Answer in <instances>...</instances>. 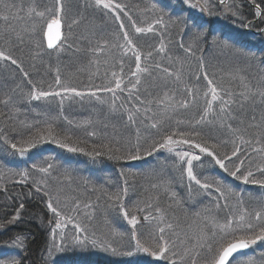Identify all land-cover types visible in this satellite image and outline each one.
I'll return each mask as SVG.
<instances>
[{
    "label": "snow or ice",
    "instance_id": "6c2138e0",
    "mask_svg": "<svg viewBox=\"0 0 264 264\" xmlns=\"http://www.w3.org/2000/svg\"><path fill=\"white\" fill-rule=\"evenodd\" d=\"M219 3L228 6V0H219ZM252 4L255 8V15L261 17L264 14V9L261 7L264 0L260 3L252 0ZM190 7L196 8L197 5L191 4ZM5 8L9 6L5 5ZM82 8L84 11H73L68 0H51V3L43 5L30 3L27 7L22 6L15 14L10 9L8 14L0 13V21L6 25L0 33V39L3 40L4 45L0 47V61L14 65L22 73L29 88L24 96L28 102L58 100L62 106L65 99L79 98L82 101L87 96L89 99L103 103L102 97L97 95V92H103L111 94V110L117 111L116 101L119 99L117 93L128 92L129 97L135 99L139 105L124 109L127 113L128 125H136L135 139L116 140L113 138L107 143L100 144L99 147L93 145L92 151L87 155L135 161L141 159L142 152L150 156L164 149L172 155L173 166L178 169L181 177L186 178L190 192L195 185L196 191L209 197L216 209H229L224 212L222 218L209 215L203 218L202 225L193 227L189 224L185 229L179 223L170 222L167 218L168 209L160 206L158 202H138L131 210L121 203L119 211L122 218L130 225L131 237L135 240L137 250L150 253L159 260L167 261L168 264H241V257L237 256V253H243L244 250L258 242H264V206L251 212L246 208L233 210L228 201L236 194L219 181H209L207 177L198 178L194 167L201 165H194V162H200L203 156L210 157L215 165H218L224 172L230 173L236 180L264 188V143H262L264 117L261 118L259 124L248 123L242 118L245 116V108H252L256 105L257 98L260 99V107L264 108V82L244 83L241 80L242 90L235 91L226 87L222 79L216 78L215 73L211 71V66L207 65L201 56L199 57L201 75L196 76L195 79L196 81L203 79L206 90L198 92L195 87H190L185 83L183 98L178 99L172 93V85L183 82V73L179 69L170 70L171 65L177 61L168 54V44L164 39L167 22L163 16L155 17L147 26H138L137 20L133 19L130 14L129 5L121 0H83ZM89 8L98 11L101 19L106 23L110 21L114 24L115 30L105 36L98 35V31H103L102 29L87 27L88 17L85 12ZM206 10L207 5L201 6V11ZM233 15H236V12H233ZM13 20L22 23V26L20 28L13 26ZM81 26H85V31L77 37L75 29ZM148 33H152L159 43L145 52L139 46L137 34L146 35ZM77 40L91 45L90 50L93 56L102 55L106 63L116 62L119 72L113 71L112 78L107 84L97 87L95 91H78L62 80L59 67L55 69L54 84H49L47 88L43 87L41 82L34 83L32 79H29V72L22 67L26 59L29 62L42 60L45 53L52 55L48 50H54L57 56L66 50L80 52L79 47L74 48ZM199 41L200 34L196 33L193 35V42L187 47L182 42L177 44V47L186 56L196 57L199 49L195 45H198ZM154 52L163 60L169 61V65L164 66L162 63L155 62ZM126 60L130 61L127 80H125L124 71ZM96 63H99V60ZM31 67L36 69V63H31ZM11 99V96H7L0 100V104L8 105ZM120 107L123 108V103ZM153 108L156 111H153ZM181 110H195L197 115L187 121L176 120L172 125L173 114ZM5 116V113L0 112V117ZM248 118L252 121L256 120L255 115H249ZM68 123L70 124L71 121ZM26 127L29 130L32 128V126ZM254 127L260 129L259 133L249 136V129ZM213 130L222 134L226 133L228 138L220 139L218 136L211 135ZM12 131L15 132L16 129L13 127ZM45 131L47 136L43 135L39 128L34 133L29 131L27 135L20 132L18 135L21 138L17 142H12L8 139L5 128H0V137L20 157L25 156L29 148L46 139H51L71 152H84V148H70L67 143L56 139L51 124L47 125ZM86 134L91 137L97 136L96 131H88ZM246 136L249 138L245 139ZM65 139H71V137H65ZM18 144L21 146L18 147ZM229 145H231L230 151L227 150ZM257 145L260 146L257 147ZM33 167L36 166L33 165ZM51 168L53 165L48 164L47 167H41L38 171L48 173ZM126 175L128 173L121 172V176ZM24 176L26 179L27 173ZM124 184L121 191L114 193L109 199L120 201L122 197L127 196L129 190L127 180ZM41 190L43 189H37V191ZM43 191L44 196H49L47 190ZM236 200L237 204L242 203L238 196ZM72 203V211L79 213L80 203L75 199ZM140 203H144L146 208L141 207ZM83 207L91 210L85 213L91 220L92 212L95 211L93 205L85 202ZM19 208L23 209L24 205L21 203ZM47 208L52 213L50 224L54 225L51 229L54 239L55 230L65 228L69 224L73 225L74 232H88V228L81 227V223H73L75 217L64 211L58 197H50L47 201ZM138 212L143 215L138 216ZM197 216L199 218V214ZM19 217L20 212H15L9 223L16 222ZM142 221L155 222L154 230L147 234L144 243L137 238V226L143 227ZM61 238L62 243L59 247L63 244V233H61ZM16 240L19 242L21 238L17 237ZM87 240V235L83 239L73 235L71 243L83 246ZM90 243L94 247H103L105 251L116 252L111 244L101 242L98 245L96 239H92ZM53 247L58 246L54 244ZM9 264H19V261L13 259L9 261ZM242 264H255V262L251 259H244Z\"/></svg>",
    "mask_w": 264,
    "mask_h": 264
},
{
    "label": "trees",
    "instance_id": "16d2710c",
    "mask_svg": "<svg viewBox=\"0 0 264 264\" xmlns=\"http://www.w3.org/2000/svg\"><path fill=\"white\" fill-rule=\"evenodd\" d=\"M124 1L133 5L130 8L131 10L135 7L139 12L146 11L150 13L149 10L153 9L154 15L156 13L160 14V12L166 15L163 16L167 22L164 39L165 43L168 44V54L177 61L171 65L170 70L179 69L183 73V82L178 85H172V93L178 99L183 98L182 94L185 83L190 87H195L198 92L206 90L203 79L200 81H196L195 79L196 76L201 75L199 61V57L201 56L204 58V62L211 66V71L215 73L216 78L222 79L226 87L235 91L242 90L241 80L244 83L259 84L264 82L263 36L248 35V31L245 28L246 26H249L253 30L264 28V14L261 17L255 15L252 0H229L231 6L236 5L238 7L236 11L240 16H206L205 18L190 16L189 14L188 16H184V12L182 14L179 12L176 13L177 15L174 14L175 10H172V6L175 5L172 0ZM194 1L199 2V4L202 3L201 6L207 5V7L211 8V11L213 9L216 10L215 6L218 5V0ZM256 2L260 3L261 0H256ZM150 7L151 9H149ZM261 7L264 9V4ZM206 11H209V9L207 8ZM134 19L139 20L137 16ZM95 25L103 26L104 24L95 21ZM237 26L241 27V29L235 28ZM196 33L200 34L199 44L195 45L199 51H197L196 57L186 56L177 47V44L182 42L187 47L193 42V35ZM138 38L139 46L145 52L159 43V40L153 35L148 37L138 35ZM80 47V52H73L74 57L65 61L67 65L63 70H66L67 75L69 74L70 82L74 87L75 85L87 87L89 82L92 85L89 75L92 68H95L93 66L94 60H92L93 56L90 55L91 45L86 48V45L82 44ZM153 56L155 62L162 63L164 66L169 65V61L163 60L155 52ZM42 62L39 66H36V68H39L33 71L30 70L29 66H25L26 68L22 67L32 73L36 70L37 73H31L32 75L30 74L31 77L29 79H32L34 83L39 81L43 85L49 80L53 64L44 59ZM15 71V79L11 82H8L6 77H0L2 80H6L0 85V88L1 86L6 88L4 92L0 93V100L7 98V96H11L12 98L8 105L0 104V112L6 114L5 117H0V128H5L8 139L12 140V142H17L21 138L18 133L24 132L27 135L29 131L34 133L37 128L43 132V135L47 136L45 129L48 124H51L54 129L53 135L56 139H59L62 143H67L70 148H84V152H77L83 154L85 157L94 159L99 168L91 170V166H89L90 168L82 164L74 166L72 163H69L70 160H66L62 166L60 165L58 171L53 173L52 178H44L45 176L43 178L37 176L30 178L29 176V179L27 178L26 180V186H22L15 184L14 180L16 178L13 179L10 176V174L17 173V171L9 169L7 168L8 166H3L0 163V172L2 171V174H9L13 179L2 180L0 178V249H3L0 255L3 253L7 254L8 251L12 252L7 256L2 255L0 264H9V261L13 259L19 261V264H137L135 257L133 260V256L131 255L132 248L129 246L130 231L114 219L113 206L115 207V204H118L121 200L109 199L110 196L120 192L125 186L122 185L121 179H125L128 182L127 186L129 190L127 196H125V200L129 210L135 207L138 202H153L156 197L160 196L163 201L159 204L168 209L167 218L169 221L174 224L179 223L182 228L186 229L189 224L193 225V227L202 225L203 218L209 215H215L218 218L223 217L226 210H213L211 199L203 193L200 195L192 194L191 197L193 198L190 197V199L186 194L190 192H186L180 185V182L175 180L177 175L172 169L159 180L154 177L155 170L159 166L168 163L165 160L162 161L163 157L161 156L158 164H153L151 158L159 150L150 156L144 155L142 152L141 159L135 161L114 160L109 159L107 156L87 155L88 152L92 151L93 145L99 147L100 144L107 143L113 138L116 140H121L122 138L135 139L134 132L136 125H127L128 123L124 119H121L120 116L118 117L114 114L109 121L105 116L102 117L103 112L98 113V111H95L96 116L93 125L90 126V122H88V125L84 127L78 124L79 120L84 119L88 114H94L93 112H84V110L73 112V110L64 109L62 112H59L61 115L55 114L56 117L55 115L53 117V114L41 113L38 118H31L28 110L25 109V106L18 97L20 92L17 89L23 85L24 81L19 79L18 73ZM92 75L94 76V71ZM11 85L12 89L10 88ZM21 88L23 89V86ZM141 99H143V96H141ZM134 103L137 105L136 101ZM260 103V99L257 98L256 105L252 108L246 107L245 116L242 118L248 123L259 124L261 118L264 117V108L260 107ZM153 111H156V109L153 108ZM194 115H197L195 110H181L179 113L173 114L171 124L174 125L176 120L187 121ZM249 115H255L256 120H250L248 118ZM101 120L105 121L106 125H102ZM68 121H71V123L69 124ZM26 126H32V128L29 130ZM13 127L16 129L15 132L12 131ZM88 131H96L97 136H88L86 134ZM141 131L143 133V129ZM259 131V128H251L249 129V136L256 135ZM144 134L147 135V133ZM211 135L218 136L220 139L228 138L226 133L222 134L216 130H213ZM249 136H246L245 139H248ZM65 137H71V139H65ZM0 139L4 142L2 137ZM42 142L54 143L51 139H46L36 145L39 146ZM262 143H264V140H262ZM4 144L10 148L5 142ZM20 146L18 144V147ZM259 146L257 145V147ZM24 147H27V145H24ZM227 150H231V145H229ZM248 151L250 152L251 149L249 148ZM121 172L128 173V175L121 176ZM202 176V178L207 177L209 181H219L240 198L241 204H237L236 196L230 198L228 203L233 204V201H235L232 209L234 206H239L238 209L242 206L241 208H246L251 212L259 210L264 206V188H261L259 185L244 184L242 181H238L232 177L230 173L223 170L218 171V169L212 171L204 170ZM169 180L172 181L170 185L166 184ZM160 186H166L167 188H160ZM38 188L47 190L49 196H44L43 190L37 191ZM213 195H215L214 192ZM249 196H252V201H249ZM50 197H58L64 205L67 204V207L73 206L72 201L75 199L80 203L82 210L84 209L83 205L85 202L91 203L95 211L93 212L94 217L91 218L90 222L82 221L83 218L81 219L82 215L80 216V214H74L75 221L80 222L81 225L84 222L85 227L92 229L94 232L108 233L111 236L112 243L118 247L116 252L118 259L113 261V259L82 258L75 257L77 256L75 254H69L67 257L64 256L57 259L53 258L52 252L49 250V243L52 239L51 229L54 228V225L50 224L52 213L47 208V201ZM178 200L182 202V208L178 207ZM188 200H191V205H189ZM21 203L24 205L23 209L19 208ZM140 206L146 208L144 203H140ZM67 210L65 212L70 215L71 209L67 208ZM17 211L20 212L19 219L14 223H9L13 214ZM197 214H199V218ZM137 215L142 216L143 213L138 212ZM142 224L144 225L143 227L137 226V238H140L141 243H144L147 234L154 230L155 222L142 221ZM149 224L152 226L149 227ZM58 233L59 230L56 231L55 236ZM63 233L65 236L69 234L68 231H64ZM17 237L21 238L19 242L16 240ZM65 243H67L66 240ZM251 251L254 250L250 249L248 253H245L246 258H251L253 254ZM255 255L251 260L255 264H264V254L255 252Z\"/></svg>",
    "mask_w": 264,
    "mask_h": 264
},
{
    "label": "rangeland",
    "instance_id": "374dc122",
    "mask_svg": "<svg viewBox=\"0 0 264 264\" xmlns=\"http://www.w3.org/2000/svg\"><path fill=\"white\" fill-rule=\"evenodd\" d=\"M121 2L129 5V11H130V14H132V16H133V19L136 16L138 17V19H139V20H137L138 26H147L148 23H150L151 21H153L155 19L154 16H166L165 14L161 13L160 11H159L160 14L156 13L154 15L153 9H151V7L149 8L152 10V11L149 10L150 13H148L146 11L145 12H139L138 10L135 9V7L132 8V10H131L130 8L133 6L131 3L129 4L124 0H121ZM172 2L178 8V11H177V8L175 6H172L173 7L172 10H175L174 14H176L178 12L182 14V12H184V14H185L184 16H188V14H189L190 16H199L201 18H205L206 16H240V14L236 11L238 9V7L236 5L231 6V2H229V0H228V6L227 7L223 4H220L219 0H218V5L215 6V8L218 12L215 9H213V11H211V8H209V7H207L209 9V11H201V4L202 3L199 4V2H196L194 0H172ZM30 3L43 5L44 3H51V0H0V13L8 14L9 9H10L11 12L13 14H15V13L19 12V10L22 6L27 7ZM68 3L71 6L73 11H77V10L84 11V9L82 8L83 0H68ZM191 4H196L197 7L191 8L190 7ZM5 5H8L9 8H5ZM13 5L15 7H12ZM229 9H231V10H229ZM233 12H236V15H233ZM85 15L88 17L87 27L95 28L97 30H100V29L103 30V31H98V35H108L110 32L115 30V25L112 24L110 21H108L106 23L105 20L101 19L100 13L98 11H93L92 9L89 8L85 12ZM95 21H99L100 23L102 22L104 25L103 26L102 25H95ZM12 24H13V26H15L17 28H20L22 26V23L17 22L15 20L12 21ZM5 27H6L5 23L3 21H0V33L3 32ZM235 28H237L238 30H239V28L241 29V27H238V26ZM245 28L248 31V35L249 34H252V35L254 34L255 36L261 35V36H263L262 39L264 41V28L259 29V30H253L249 26L248 27L246 26ZM84 31H85V26H81V27L75 29V34L78 37ZM137 35H139V36L142 35V36L148 37L150 35L152 36L153 34L148 33L146 35H144V34H137ZM82 44L86 45V48L90 47V45L87 42L82 41V40H77V43L74 45V48L79 47L81 49L80 46H82ZM0 47H4L2 39H0ZM48 52H51L52 55H48L47 53H45L43 55L42 60H37V61H33V62H29L26 59L27 62L25 60V62L22 66H24V67L29 66L31 68L30 70L33 71L34 69L31 67V65H30L31 63H36V66L37 65L39 66L41 63H43L42 62L43 59L48 60V62H51L53 64V68L51 70V75L48 78L49 80L45 84H43L42 86L47 88V86L49 84H54L55 69H56V67H59L61 69L62 80H64L70 86L74 87V85L71 84V82H70L71 79L69 77V74L67 75L66 70H63L64 67H66V65H67L65 61H68L69 59H72L74 57L73 56L74 51H67L66 50L64 53L60 54L59 56H57L55 54L54 50H52V51L48 50ZM90 55L93 56V54L91 53V50H90ZM92 60H94L93 66H95V68H92L90 75H89L91 77L90 81L92 82V85H90V82L88 84V81L86 80V83L88 84L87 87L84 85H81V86L75 85V88L78 91H85V92L95 91L97 87H103L105 84L108 83V81L112 78L111 73L113 71L119 72V68H118L116 62L109 61L108 63H106L105 58L102 55L101 56H93ZM95 60L96 61L99 60V63H96ZM129 63H130V61L126 60L125 70H124L125 71V80H127L128 64ZM37 68H39V67H37ZM15 70H17V69L14 65H10V63L0 61V77H2V78L6 77L8 82L9 81L11 82L12 80L15 79V76H14ZM93 71H94V76L92 75ZM15 72L18 73L19 79L21 81H24L23 85H22L23 89L21 88L22 86L17 89V91L20 92V95H18V97L22 101V104L25 106V109L28 110V114L30 115L31 118L32 117L38 118L39 114H41V113L53 114V117H54L55 114L61 115L59 112H62V110H64V109L69 110L70 109V110H73V112L76 110L78 112L81 110H84V112L90 111L91 113L92 112L94 113L95 111H98V113L103 112L104 114L102 117L105 116V118L109 119V121H110V118L113 117L112 115L116 114V116H118V117L120 116L121 119H124L126 121V123H128L126 120L127 113L124 112V109H130L134 106H137L134 103L135 99L130 98L128 92H123V93L118 92L117 93L119 96V99L116 101L117 111L111 110V104H112L111 94L110 93H103V92H97V95L102 97V100L104 101L103 103H101L100 101L94 100V99H89L87 96H85V98L82 101L79 98L65 99V102L62 106L59 104L58 100H50L48 102H45V101L28 102L24 99V96L28 93L29 88L25 82V79L22 76V73L19 70L15 71ZM31 73L32 72H29V78L31 77V75L33 73L35 74L37 72L35 70V72H33L32 74ZM5 81H6L5 79L2 80L0 78V85H1V83L3 84ZM3 87L4 86H1L0 93L4 92V90H6V88H3ZM10 88L12 89V85L10 86ZM66 95H70V94H66ZM121 103H123V108L120 107ZM95 116H96L95 113L92 115L88 114L84 117V119L79 120L78 124H80L81 126L84 127V126L88 125L87 124L88 122H90V126H91V125H93V123L95 121L94 120ZM55 117H56V115H55ZM102 117H101V119L104 120ZM101 124L104 125L105 121H102ZM85 128H88V127H85ZM36 146L29 148L28 151L26 152L25 156L20 157L17 153H15V150H12L11 148L6 147L4 142L0 139V163L3 166H8L7 168H9V169L17 171V173L16 172L13 173L15 175L10 174V176H12L13 179L16 178L14 180L15 184L26 186V184H27L26 180L29 176H30V178L33 176H37L39 178H43V176H45L44 178H48V179L52 178L53 173H56V171H58V169L60 168V165L62 166L64 161H66V160H70L69 163H72L74 166H76L77 164L80 166V164H82L88 168H90L89 166H91V168H90L91 170H97L99 168L94 159L85 157L83 154H81L79 152H71L67 148H62L60 145H57L54 143L42 142L39 144V146H37V147ZM161 156L163 157L162 161L165 160L168 163L159 166L157 168V170L154 169L155 170L154 177L159 180V179L163 178V175H165V173H167L170 169H172L173 172L177 175L175 177V180H178L180 182V185L186 190V192H190L188 187H187L186 178L181 177L178 169L173 166L174 160H173L172 155L170 153H168L164 149H160L157 152V154L153 155L151 158L152 159L151 161L153 162V164L157 165L158 160ZM81 158H84V159H81ZM48 164L53 165V168L49 169L48 173H41L38 171L39 168L47 167ZM197 164L201 165L200 167H194V171L197 172L198 178L203 177L202 174H203L204 170H210V171L217 170V169H218V171L222 170L219 168L218 165H215V163L212 161V159L210 157H207V156H203L202 160L200 162H194V165H197ZM33 165H35L36 167H33ZM25 173H27L26 179L24 176ZM10 176L7 173H3V174L1 173L0 174V178L2 180L3 179L4 180H8V179L13 180ZM124 181H125V179H121L122 185H125ZM170 182H172V181L169 180V181H167L166 184L170 185ZM160 188L166 189L167 187L166 186H160ZM167 192H169V191H167ZM186 194L190 198L192 196V194L200 195L201 193H198L196 191V186L193 185V190L189 194L188 193H186ZM122 198L123 199H121V201L118 204H115V207L113 206V214L115 215L114 219H115V221H118L120 224H122L124 227H126L130 231V225H128L127 221L122 218L121 213L119 211V205L121 203L124 205V207H126V208L128 207L126 200H125V196ZM191 198H193V197H191ZM251 198H252V196L248 197L249 201L253 200V198L252 199ZM161 201H163V199L159 196V197H156L153 202L161 203ZM188 202H189V205L192 204L191 200H188ZM221 202L223 203V201H221ZM178 203H179L178 207L182 208V202H180V200H178ZM234 203H235V201H233V204ZM233 204H230V205L232 206ZM61 206L64 207V211H68L67 208L71 209V214L73 213L72 214L73 216H74V214H80V216L82 215V217H81V219L83 218L82 221L90 222V220L87 218L85 213H88L91 210L85 209V208L82 210V208L80 207L81 211L79 213H77V212L72 211L73 206L67 207V204L64 205V203H62V202H61ZM238 207L239 206H234L233 210H238ZM212 208H213V210L216 209L214 207V204H213ZM224 210L227 211L229 209H224ZM93 217H94V214L92 212V218ZM73 223H80V222L75 221ZM81 227H85L84 222L82 223ZM58 230H59L58 235L55 236V239H54L53 234H52V239L49 243V250L52 252V257L55 259L60 258V257H64V256L67 257V256H69V254H75V255H77L75 257H82V258H89L90 257V258H96V259L102 258V259H107V260L113 259V261L118 259V256L116 253L118 250V247L112 243L113 241L111 239V236L106 232H101V233L94 232L90 228L88 229V232H86V233H80L79 231L74 232L72 224H69V225H67V227L62 228V229H56L55 231H58ZM64 231L65 232L68 231L69 234L65 236V234L63 233ZM61 233H63V235H64V240H63L62 247H59V246H61V243H62ZM130 234H131V231H130ZM73 235H75L79 239H83V237L85 235H87L88 240L84 242L83 246L76 245V244L71 243V239H72ZM92 239H96L98 241V245L101 242L111 244L112 247L116 249V252L113 253L111 251H105L104 248L100 247V246H95V247L92 246L90 243ZM65 240L67 241V243H65ZM54 244L57 245L58 247H53ZM129 244H130L129 246H131V248H132L131 255L133 256V260L135 257L137 264H168L167 261L159 260L157 257L152 256L150 253L138 251L135 240L132 239L131 236L129 237ZM250 249L254 250V251H251V252H253L251 258L256 256L255 252L260 253V254H262V253L264 254V242H258L256 245H253L252 247H250ZM250 249H249V251H250ZM2 251H3V249H0V253ZM11 253L12 252H9V251L7 254L3 253L0 255V258L3 257L2 255L7 256L8 254H11ZM245 256H246V254H243V256L241 255V257H243V259H241V264H242L244 259H251V258H246ZM49 258H50V256H49Z\"/></svg>",
    "mask_w": 264,
    "mask_h": 264
},
{
    "label": "water",
    "instance_id": "95a60500",
    "mask_svg": "<svg viewBox=\"0 0 264 264\" xmlns=\"http://www.w3.org/2000/svg\"><path fill=\"white\" fill-rule=\"evenodd\" d=\"M52 51V50H51ZM250 249V248H249ZM249 249H246V250H244V252L243 253H237L236 255L237 256H241V255H243V254H245V253H247L248 251H249Z\"/></svg>",
    "mask_w": 264,
    "mask_h": 264
}]
</instances>
